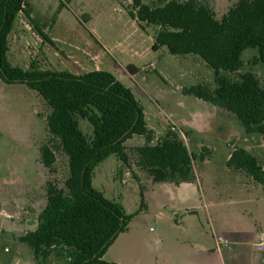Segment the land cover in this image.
Wrapping results in <instances>:
<instances>
[{
	"label": "trees",
	"instance_id": "trees-1",
	"mask_svg": "<svg viewBox=\"0 0 264 264\" xmlns=\"http://www.w3.org/2000/svg\"><path fill=\"white\" fill-rule=\"evenodd\" d=\"M130 15L140 23L159 27L153 49L167 46L172 54H197L214 70L216 86L196 84L185 88L217 107L236 114L247 132L264 136V86L253 71L233 80L224 71L236 72L243 65V52L256 48V62L264 64V0H236L218 19L207 0H131ZM28 0H0V78L6 83H23L36 90L51 108L47 115L53 141L69 157L70 175L66 190L47 182V203L39 214L38 226L19 239L27 243L39 264L56 252L68 264H118L103 259L119 233L125 231L137 212L129 213L119 201L96 188V167L112 154L128 161L125 141L143 135L146 143L136 147L139 165L155 182H193L195 154L175 133L156 143L154 131L133 90L113 72L95 69L80 74L68 70L30 68L9 59V35L21 12L33 22ZM38 33L48 38L39 28ZM132 73L138 71L133 64ZM93 128L87 135L81 120ZM42 162L51 168L56 155L49 144L40 148ZM201 153L199 158L206 159ZM246 171L264 188V167L244 147L235 148L227 162ZM141 208L144 206L141 191ZM264 264V263H261Z\"/></svg>",
	"mask_w": 264,
	"mask_h": 264
},
{
	"label": "rangeland",
	"instance_id": "rangeland-1",
	"mask_svg": "<svg viewBox=\"0 0 264 264\" xmlns=\"http://www.w3.org/2000/svg\"><path fill=\"white\" fill-rule=\"evenodd\" d=\"M144 1L149 4L153 2ZM207 1L220 19L236 0ZM28 2L27 9L33 22L25 12H21L16 28L9 36L8 56L13 64L30 68L35 62L42 69L68 70L77 74L95 69L111 71L128 87H135L150 120L153 117L149 112L160 109L163 123H156L155 120L151 123L156 128L154 143L163 139L168 132L175 133L190 152L198 156L194 161L195 169L203 163L199 158L201 153L213 155V150L207 144L210 137H217L216 133L219 132L223 139L217 141L216 146L221 156L226 152L225 158L235 148L247 147L264 165V136L258 132H247L233 112H222L218 123L217 118L206 122L207 126L213 125L216 130L210 136L195 135L190 130L187 124L196 119H207L209 106L212 105L194 95L185 94L184 90L196 84L214 88V70L197 54H172L167 46L154 50L153 42L159 27L140 23L133 18L130 15L131 0ZM39 28L48 38L38 33ZM101 39L108 50L104 49ZM135 56L139 57L134 61L138 66L132 63ZM257 56L256 48H247L242 56L243 67L236 72L223 73L233 80H239L241 73L253 71L264 86V64L256 62ZM130 64L137 67L136 73L139 72L134 78L132 74L135 73L128 68ZM50 111V106L36 90L19 83H6L0 78V216L10 226L29 222L28 225H18V229H12L13 236L6 231L0 233L3 234L0 248L6 254H10L12 249L5 248L4 251L2 244H13L20 235L37 224L39 213L48 199L47 182L52 181L68 192L69 157L58 148V143L53 141L49 132L47 115ZM81 127L87 135H92L93 128L87 120H81ZM145 142V137L138 134L127 139L124 144L128 161L124 162L118 155L112 154L96 167L93 184L109 198L123 203L128 212H137L134 228L139 231L140 242L136 250L143 261H148L156 252L159 239L164 242L171 240L173 233L168 221L174 215L169 208H163L152 199L150 193V208L140 211L141 191L152 177L138 163L136 147ZM44 144L53 147L56 155V162L51 168L42 162L40 148ZM260 190L264 200V190ZM23 211L26 217L19 213ZM161 213L163 215L160 216ZM28 248L25 245V249L17 250L21 251L23 259L28 257ZM44 264H68V261L65 256L53 252Z\"/></svg>",
	"mask_w": 264,
	"mask_h": 264
},
{
	"label": "crops",
	"instance_id": "crops-1",
	"mask_svg": "<svg viewBox=\"0 0 264 264\" xmlns=\"http://www.w3.org/2000/svg\"><path fill=\"white\" fill-rule=\"evenodd\" d=\"M16 25L17 22H15L11 33L15 30ZM100 41L104 49L108 50L102 39ZM138 59L139 57L135 56L132 59V63L138 66L134 62ZM200 59L202 58L200 57ZM138 75L139 72L132 74V77L134 78ZM19 84L26 85L23 83ZM130 88L144 108L148 127L156 131V128L151 123L153 120L156 123L162 122L163 118L161 117L160 109L156 111L152 109L149 112L153 117V120H150L146 106L142 99L138 97L135 87L131 86ZM211 105L209 106V117L207 119H196L193 123L187 124L195 135L207 134L210 136L216 133L214 126L210 124L207 126L206 122L217 118L218 123L219 117H222V112L225 113L227 110L213 104ZM170 118L172 119V117ZM225 122H227V119ZM216 136L213 138L214 141L212 137H210V142L207 141L209 143L207 147L213 150V155L207 156L198 169H195L193 165L196 175L195 181L175 184L172 182H155L150 177L148 184H144L146 186L143 190L144 206L142 208L140 206V211L144 208H150V194L154 197L151 198L159 202L163 208H169L174 215L168 221L173 233L171 240L164 242L159 239L156 252L148 261H143L136 250L138 241L140 242V236L138 235V229L134 228L135 215L129 222L127 229L119 233L107 249L103 256L105 261L118 264L264 263V252L257 247L258 242L264 238V200L260 190V188L263 190L264 188L246 171L235 169L227 164L233 151L225 155V158L223 156L226 152L221 156L216 142L220 139L222 140L223 137L220 132L216 133ZM152 143L154 144V140ZM246 149L249 150L247 147ZM219 157H221V160L217 161ZM23 212L19 213L26 217V212ZM23 222L22 225H28L29 223L28 221ZM38 222L39 219L35 227L30 230H35ZM10 225L0 216V233L6 231L9 236H13L14 234L11 233L12 229H18L21 224ZM2 235L0 234V237ZM25 245L27 246L28 244L20 239L13 242V244H2L1 247H4V251H6L5 248H11L12 252L6 254L3 252V248H0V264H39L35 260L29 245L27 259H23L24 257L20 256L21 251L17 252L20 248L25 249Z\"/></svg>",
	"mask_w": 264,
	"mask_h": 264
},
{
	"label": "built area",
	"instance_id": "built-area-1",
	"mask_svg": "<svg viewBox=\"0 0 264 264\" xmlns=\"http://www.w3.org/2000/svg\"><path fill=\"white\" fill-rule=\"evenodd\" d=\"M257 247L260 251L264 252V238L258 242Z\"/></svg>",
	"mask_w": 264,
	"mask_h": 264
}]
</instances>
